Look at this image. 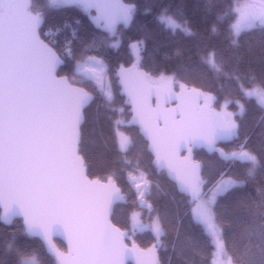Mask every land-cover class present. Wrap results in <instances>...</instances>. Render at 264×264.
Segmentation results:
<instances>
[{
    "label": "snow or ice",
    "instance_id": "obj_1",
    "mask_svg": "<svg viewBox=\"0 0 264 264\" xmlns=\"http://www.w3.org/2000/svg\"><path fill=\"white\" fill-rule=\"evenodd\" d=\"M68 7L89 15L97 26L113 35L115 25L123 22L127 26L134 11V6L125 4L124 0H0V205L6 209L0 219L10 223L12 217L23 216L24 233L40 236L57 264H69L51 243V237L57 232L64 233L70 242V264H126L132 253L124 243L127 234L115 228L110 221L113 205L123 199L121 190L112 177L103 186L87 180L76 150L82 110L93 100L87 86L93 84L105 104L114 103L110 85L105 84L104 62L95 56L76 59L72 41L68 40L63 55L75 60L74 73L71 79L58 77L57 66L62 63V55L42 38L51 34L50 31L41 32L46 10L59 11ZM92 9H95V16L90 15ZM232 11L238 14V20L230 26L231 35L238 37L243 31L256 27L264 30V0L239 5ZM159 20L169 29H183L191 34L190 29L166 12ZM72 37H76L75 30ZM109 46L118 47V44ZM131 47L136 49L137 45ZM205 62L214 71H222L215 60V53H209ZM119 75L135 111L132 123L139 124L151 141L150 147L156 152L158 162L174 142L177 150L187 144L191 145L190 152L198 146L215 151L217 140L237 135L238 125L230 117L227 120L218 117L209 120L194 110L184 95L183 84L180 85V95H174L169 89L165 97V102L173 98L178 100L176 108L170 112L152 109L148 101L153 94V86L168 82L174 84V76L161 75L156 81L144 72L131 75L123 66ZM245 95L258 97V103L264 107V85L250 88ZM119 111L123 112V109ZM161 120L165 125L162 128L159 126ZM118 135L120 150L125 152L131 139L123 133ZM220 157L232 163L249 164L246 179H254L257 170L264 169V164L244 145L230 154L220 150ZM169 171L178 181L180 191L191 194L193 202L199 201L192 210L193 216L197 221L210 225L215 247L224 253V239L214 223V205L218 203L217 197L244 184L246 179H225V173H221L210 190L211 195L205 199L203 188L206 182L201 177L199 163L187 159L177 167L169 161ZM136 187L140 197L150 190L148 182L143 189L139 184ZM258 195L246 231L248 243L241 257L243 264H257L247 255L253 249L259 252L258 264H264V189H258ZM148 207L151 210L150 204ZM132 229L133 232L148 229L154 234L157 243L149 253L153 257L152 264H159L156 250L163 247L161 237L164 235L159 215L150 225L134 220ZM12 250L10 242L6 251ZM16 252L17 264H38L34 253ZM228 264L238 262L229 256Z\"/></svg>",
    "mask_w": 264,
    "mask_h": 264
},
{
    "label": "trees",
    "instance_id": "obj_2",
    "mask_svg": "<svg viewBox=\"0 0 264 264\" xmlns=\"http://www.w3.org/2000/svg\"><path fill=\"white\" fill-rule=\"evenodd\" d=\"M236 1L124 0L125 4L134 6L132 20L127 26L118 22L114 35L94 24L89 15L75 7L46 10L41 27L42 33H51L42 38L62 55L63 63L58 74L71 79L74 73L75 60L63 55L68 40L72 41L76 59L94 55L106 66L114 103L105 104L98 89L93 84L87 86L93 100L83 109L78 152L90 178L105 180L112 177L125 195V202L114 205L111 220L127 234L126 243L152 248L157 243L154 234L148 229L133 232L130 215L139 210L144 225L159 215L164 229L163 247L156 250L159 264H212L213 244L203 225L193 217L194 204L190 195L180 193L165 173L157 171L152 163L146 140L130 120L116 70L120 65L134 64L140 72L152 76H174L179 85L186 84L201 89L203 95L209 94L214 107L223 104L234 116L237 135L216 145L215 151L194 149V161L201 165L206 195L221 173L246 179L250 165L224 161L220 150L227 153L244 145L264 164V107L254 97L245 95L247 89L264 85V30L256 27L243 31L238 37L231 35L230 26L236 15L232 9ZM165 12L190 29L191 34L183 29L165 27L159 20ZM65 24L68 27H64ZM73 30L76 31L75 38L72 37ZM114 43L118 47L109 46ZM130 43L136 44V49L130 47ZM209 53H215L221 72L214 71L205 62ZM117 129L131 139L125 152L117 145ZM135 173H144L150 185V190L142 197L147 207L139 202L138 191L130 178ZM258 189H264V169H258L254 179L248 178L244 184L217 197L218 203L214 205L215 222L224 239L225 254L227 258H235L238 264H243L241 257L248 243L246 231L254 201L259 199ZM10 242L13 250L6 251ZM55 247L62 252L65 250L58 239H55ZM16 250L34 253L38 264H57L38 237L24 233L20 218H14L10 223L0 220V264H17ZM247 255L258 264V250L253 249Z\"/></svg>",
    "mask_w": 264,
    "mask_h": 264
},
{
    "label": "water",
    "instance_id": "obj_3",
    "mask_svg": "<svg viewBox=\"0 0 264 264\" xmlns=\"http://www.w3.org/2000/svg\"><path fill=\"white\" fill-rule=\"evenodd\" d=\"M45 42L48 43L47 41H45ZM131 45H133V43H130V47H131ZM134 54H135L136 57L138 56L137 51H135ZM62 63H63V59H62ZM61 64H59L57 66V75H58V77H67L66 75H60V74H58V69H59V67H60ZM122 66H123V69L125 71H130V74L131 75H135V73L140 72V71H139L137 65H134V64H128V65H124L123 64V65H120L117 68V70H116V77H117V82H118V84L120 86V92H121V94L124 96V98L126 100V104L128 106V111L130 113V120L132 122L133 121V117L135 116V111H134V108H133V106H132V104L130 102V97L128 96L126 90L122 87V84H121V81H120V75H119V73L121 72V67ZM180 85H179L178 89L174 92V95H176V96L180 95V93H181ZM183 85H185L184 95L188 99L191 107L194 110L203 113L206 117H208L209 120L215 119L217 117L219 119H221V120H227L226 117H225V115L223 113L219 112L214 106H212L210 103L205 102L203 100L204 95H203V92H202L201 89L196 88V87H192V86H188L186 84H183ZM168 91L169 90L166 87H164L163 85L156 84V85L153 86V94H152L151 98L148 101L152 109H154L156 111L170 112L172 109H174V108L177 107V104L179 103V101L176 100L175 98L171 99L168 102H165V97L167 96ZM133 124L138 128L139 133L146 140L147 150L152 155V163L154 164L156 170L159 171V172L160 171L164 172L165 175L167 176V178L176 185L177 190L180 193H182L180 191V186H179L178 181L174 178V174H171L170 171H169V161L171 163L175 164L177 167H179L187 159H190L191 161L195 162L194 161V157H193V151H194V149H200V148H202V149H205V150L209 151L208 147H206V146L194 147V148H192V150L190 152L189 151V148L191 147V145H187L186 144L183 148L177 150L176 147H175V142H174V143H172V144L169 145V147L167 149L166 156L163 157L158 162V157H157L156 152L153 151L151 149V147H150L151 141L144 135V133H143V131H142V129H141V127H140L139 124H137V123H133ZM159 126L161 128L165 126L163 120H161L159 122ZM79 132H80V126H79ZM230 139L231 138H229V139H219V140L216 141L215 146L218 145V144H220V143H226V142L230 141ZM76 150H77V154L81 158V161H82V171H83L84 176L87 178V180L97 182V184L100 185V186L107 185L108 184L109 177L107 179H105V180H101V179L96 178V177L95 178H90L87 175V173H86V166L84 165L83 158L80 155V153L78 152V144L76 145ZM115 184H116V182H115ZM116 186L118 187L117 184H116ZM120 194H121V196H122L123 199L120 200V201H117L115 204L125 202V200H126L125 195L122 193V191L120 192ZM182 194H184V195H191V194H185V193H182ZM114 205H113V207H114ZM5 211H6L5 207L2 206V205H0V216H2ZM112 212H113V208H112ZM112 212H111V215H112ZM111 215H110L111 224L115 228H118L121 232H125L123 229L119 228L116 224H114L112 222ZM14 218H20L21 219V222H22V225L24 227L23 216H15V217H12L11 218V221ZM0 220L3 221L2 219H0ZM35 237H38L40 239V241L43 243L44 247L46 248L44 240L40 236H35ZM55 239H58V240H60L63 243V245L65 247V250L63 252H64V254L66 256V259L69 261V264H70V261H71V255H70L71 245H70V242H69L67 236L64 233L57 232L54 236L51 237V243L54 246H55ZM124 243L127 245V247L130 250H132L131 257L126 262V264H152V261L150 260L149 255H148V250H150L152 248L144 249V248L139 247L134 242H132L130 244L129 243H126L125 240H124Z\"/></svg>",
    "mask_w": 264,
    "mask_h": 264
},
{
    "label": "rangeland",
    "instance_id": "obj_4",
    "mask_svg": "<svg viewBox=\"0 0 264 264\" xmlns=\"http://www.w3.org/2000/svg\"><path fill=\"white\" fill-rule=\"evenodd\" d=\"M253 2H258V0H237L235 3H234V5H233V9L235 8V7H237V6H239V5H243V4H245V3H253ZM127 5H129V4H127ZM131 6V5H130ZM236 13V12H235ZM90 15L91 16H95L96 15V12H95V9H92L91 11H90ZM237 20H238V14L236 13V15H235V18H234V21H233V23L232 24H234V23H236L237 22ZM92 56H94V55H92ZM95 57H97L98 59H100L98 56H95ZM105 65V64H104ZM105 72H106V66H105ZM153 80H156V81H159L160 80V77H161V75H158V76H152V75H150V74H148ZM163 75V74H162ZM163 76H165V77H171V76H168V75H163ZM108 80H107V77H106V75H105V84H107L108 85V82H107ZM158 84H160V85H163L164 87H166L168 90L169 89H171V91L173 92V94H174V92L178 89V87H179V82H175L174 84L173 83H171V82H168V83H158ZM249 89H247L245 92H247ZM209 94H204V97H203V100L205 101V102H208V103H210L211 104V102H210V99H209ZM252 97H254L255 99H256V101L258 102V97H256V96H252ZM212 106H214V105H212ZM215 108L219 111V112H221V113H223L224 115H225V117H226V119H228L229 117L232 119V120H234L235 121V119H234V116L229 112V111H227L226 110V108H225V106L223 105V104H221V106H218V107H216L215 106ZM236 122V121H235ZM237 124V123H236ZM118 133H123L124 135H126L122 130H120V129H117L116 130V136H117V145H118V147H119V135H118ZM127 136V135H126ZM240 147H241V145L236 149V150H232V151H230V152H227V153H232L233 151H239L240 150ZM120 148V147H119ZM130 178H131V180L134 182L133 183V185H134V187H136V185L137 184H139L140 185V187H141V189H143L144 188V185H145V182H147V179H146V176H145V174L144 173H135V174H131L130 175ZM228 178V176H225V179H227ZM136 190H137V187H136ZM138 191V190H137ZM203 191L204 192H206V190H204L203 189ZM208 195H211V191L210 192H208V194L205 196V199L207 198V196ZM190 197H191V199L193 200V197H192V195H190ZM138 198H139V202L140 203H142L143 201H142V197H140V195H139V192H138ZM199 201H196V202H193V209L197 206V203H198ZM143 204H144V206H146L147 207V203L144 201L143 202ZM194 217V216H193ZM195 219V218H194ZM130 220H131V227H132V223H133V221L135 220V221H139L140 223H142L141 222V220H140V211L139 210H134V211H132L131 212V215H130ZM153 220H155V218L153 219ZM196 220V219H195ZM153 221H151L149 224H145V225H150L151 223H152ZM199 222V221H198ZM201 223V222H200ZM211 223V222H210ZM214 223L217 225V223L214 221ZM143 224V223H142ZM202 225H203V227H204V229L207 231V233L210 235V238H211V241H212V244H213V256H212V264H228V258H227V256H226V254H225V252L224 253H220L218 250H217V248L215 247V244H214V239H213V237L211 236V231H212V229H211V227H210V225H205V224H203V223H201ZM217 227L219 228V226L217 225ZM57 249V248H56ZM58 250V249H57ZM60 253H62L63 255H64V257L66 258V256H65V254H64V252H62L61 250H58ZM148 255H149V258H150V260L151 261H153V257H152V255L149 253V250H148ZM57 262V261H56Z\"/></svg>",
    "mask_w": 264,
    "mask_h": 264
}]
</instances>
